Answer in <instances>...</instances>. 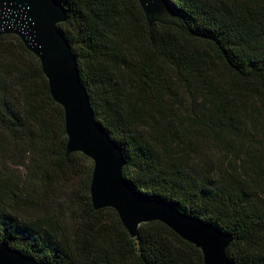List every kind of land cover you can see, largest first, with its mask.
Returning a JSON list of instances; mask_svg holds the SVG:
<instances>
[{"label":"trees","instance_id":"trees-1","mask_svg":"<svg viewBox=\"0 0 264 264\" xmlns=\"http://www.w3.org/2000/svg\"><path fill=\"white\" fill-rule=\"evenodd\" d=\"M56 1L124 180L231 235L232 264H264V0H165L196 37L149 27L137 0ZM201 142L215 143L216 163ZM66 144L40 61L0 36V155H29L21 180L0 170V244L47 264H203L164 224L130 239L114 210H93V162Z\"/></svg>","mask_w":264,"mask_h":264},{"label":"water","instance_id":"water-1","mask_svg":"<svg viewBox=\"0 0 264 264\" xmlns=\"http://www.w3.org/2000/svg\"><path fill=\"white\" fill-rule=\"evenodd\" d=\"M137 1L149 27L159 24L196 37L165 0ZM66 20L67 14L56 0H0V36H16L38 58L50 95L64 111L66 156L80 153L93 162L89 188L93 210H114L130 239L137 238L141 225L158 222L200 250L203 264H232L227 257L231 235L165 202L142 197L124 180L123 154L96 122L76 58L58 28ZM0 264L47 263L0 244Z\"/></svg>","mask_w":264,"mask_h":264},{"label":"rangeland","instance_id":"rangeland-1","mask_svg":"<svg viewBox=\"0 0 264 264\" xmlns=\"http://www.w3.org/2000/svg\"><path fill=\"white\" fill-rule=\"evenodd\" d=\"M182 102H187V101L182 100ZM197 108L198 106L194 104L192 108L189 109L190 112L189 115L192 116L191 113L192 110L195 112V114H199ZM198 150L200 151L201 158L203 160L213 163H216L218 161L220 153H218L215 143L201 142L200 145H198ZM28 157L29 155L25 152H19L9 148L4 156L0 155V170L3 172L4 175H8L9 177H12L13 180H18V179L21 180L25 171L23 168V164L28 161ZM38 190L41 194L46 193L45 191H48L47 189L45 190L43 187L38 188Z\"/></svg>","mask_w":264,"mask_h":264}]
</instances>
